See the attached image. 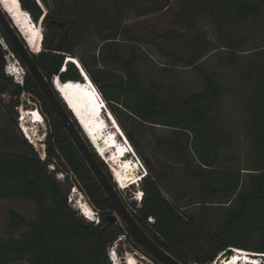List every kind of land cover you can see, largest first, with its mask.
<instances>
[{
  "label": "trees",
  "instance_id": "16d2710c",
  "mask_svg": "<svg viewBox=\"0 0 264 264\" xmlns=\"http://www.w3.org/2000/svg\"><path fill=\"white\" fill-rule=\"evenodd\" d=\"M41 1L48 6L47 0ZM164 1L169 4V0ZM20 2L35 22L41 21L45 29L53 28L51 35L44 33L43 50L33 54L48 80L52 82L57 75L63 81H83L77 65L66 63L68 55L77 58L143 158L148 168L147 175L141 180L143 199L139 207L132 202V211L150 236L186 264L196 259L200 264H210L223 253L230 256L232 248L264 254V52L254 50L253 58L243 70L244 78L256 85L255 93L246 102L250 111L249 136L254 165L247 169L248 187L243 189L244 168L236 167L235 158L220 165L227 132L211 111L221 95L222 85L215 71L200 69L199 59L206 57L199 53L201 48L188 61L199 71L203 87L187 96H178L172 90L162 95L161 85H143L136 70L135 65L141 58L137 45L142 42L154 44L170 57L183 56L179 42L184 41L177 31L125 24L131 10L139 15L150 14L161 10V6L153 7L141 0H55V8L44 11L37 0ZM179 2L176 20L185 23L187 28L194 27L200 12L206 10L219 30L223 46L231 51L229 62L239 66L241 54L234 49V44L241 41V28L250 20L262 24L264 0ZM91 28L100 42L98 55L94 54L88 62L75 55L74 48L89 44ZM0 35L19 61L4 33L0 31ZM201 35L198 32L195 40H202ZM6 52L0 43V97H7L10 126H18L15 108L21 105L22 93L28 92L40 102L48 130L44 140L45 158L28 137L18 138L7 131L1 135L0 132L7 148L0 149V201L21 198L32 200L38 206L32 218L10 210L7 234L0 233V264H112L108 248L123 235L157 264H163L139 243L121 220L112 222L109 219L115 213L113 205L33 77L25 71L24 83L20 84L5 73ZM107 63L119 68H110L105 65ZM114 103L125 107L143 122L173 129V140H168L167 144L182 162L186 175L198 180L205 201L207 196L220 195L225 202H236L226 210L215 229H207L205 221L198 225L192 215L185 217L165 196L160 184L167 178V171L155 172L151 161L143 156L133 135L125 128ZM69 113L80 128L72 112ZM91 148L113 181L108 166L93 146ZM189 152L191 157H188ZM50 165L54 168L50 169ZM59 172L65 173L64 181L57 178ZM72 187H78L98 210L99 223L86 220L71 205ZM120 194L127 202L121 191ZM150 217L154 222L149 221Z\"/></svg>",
  "mask_w": 264,
  "mask_h": 264
},
{
  "label": "rangeland",
  "instance_id": "374dc122",
  "mask_svg": "<svg viewBox=\"0 0 264 264\" xmlns=\"http://www.w3.org/2000/svg\"><path fill=\"white\" fill-rule=\"evenodd\" d=\"M37 1L44 11L55 8V0H47L48 6H46L40 0ZM141 2L153 7L161 6L162 9L150 14L146 13L141 15L129 10L130 13L128 12L129 14H127V19L125 22L126 26L143 25L157 30L173 29L182 35L184 41L179 42L181 46L180 53L183 55L179 58L170 57L152 43L142 42L141 44L137 45V52L140 54L141 58H139L135 67L141 75V81L143 85L149 87H152L153 84L161 85L163 89L161 93L162 95H164L166 91L172 90L178 96H187L194 91L200 90L203 87V79L196 67L194 65H190L188 60L195 56V53H197L196 50L198 48H201L199 53L206 57L199 59L200 69L215 71L218 74V81L222 85L221 95L214 109L211 111V115L218 120L219 124L227 132V140L221 150L220 165H226L229 163L230 158H235L237 161L236 167L244 168L243 189H247L249 177V171L247 169L252 168L254 162L251 160L252 145L249 136L250 111L246 107V102L249 97L255 93L256 85L244 78L243 70L246 68L249 59L253 58L251 56L254 50L260 49V51L264 52V5L262 24L257 21L250 20L241 28V41L239 40L234 44V49L241 54L239 59L240 62L239 66H234L229 62L231 51L229 48H225L223 46L224 42L219 35V30L211 21L206 10H202L200 12L196 26L187 28L185 23L178 22L176 20V13L180 8L179 0H169V4L167 5L164 0H141ZM39 22L41 24L43 34L47 33L48 35H51L53 28L51 29V27H48L45 29L44 24H42L41 21ZM198 32H201L202 34V40L200 41H197L194 38ZM89 36V44L87 46H77L74 48V54L78 57H84L88 62L92 60V56L94 54H97V48L99 47L100 42L99 37L94 34L92 28L90 29ZM0 38L2 39L1 35ZM5 58L6 65H10L9 69H11V67L16 69L20 68L19 70L21 72L22 65L9 49H7ZM13 63L16 64L14 65ZM105 65L110 68H119V66L111 63H107ZM25 71L26 70H24V72ZM5 73L11 76L6 72V70ZM24 75L25 74L19 76V78L22 79ZM12 78L16 82L13 76ZM2 96L3 97H0L1 135L3 133L5 134V131H7L12 132L13 135L17 136L18 138H21L22 136L28 137V134L22 129L20 122L22 109L34 108L37 110L38 107L40 113L44 116L40 109V102L30 96L28 92H23L21 95V105L15 108L18 126L11 127L6 108L7 97L6 95ZM115 106L125 128L133 135L136 144L139 146L143 156L151 161L155 168V172L158 173L161 170L164 171V169L167 171V178L160 184L165 196L185 217L192 215L196 219L198 225L205 221L207 229H215L219 222L223 219L226 210L229 207L234 206L236 202H225V200L220 195L207 196L205 201L200 194V185L198 180H193L186 175L182 162L177 158L175 151H173L172 148L167 144L168 140H173V129L159 124H149L143 122L139 118L133 116L129 111H127L125 107L121 106L120 104H115ZM105 120L110 126V130H114L112 135L114 136L117 134L115 129L112 128L114 124L111 122L109 123L106 118ZM43 136V147L40 148L39 143H37L35 146L38 147V150H40V153L44 156V140L46 136L45 134H43ZM117 139L120 143L123 142L120 136H118ZM30 141H32V139ZM0 149H7L5 142L1 138ZM191 155L192 154L189 152L188 157H191ZM138 156L140 158L138 161H141L139 163H142L148 171L143 158L139 154ZM129 157L132 158V155L129 154ZM102 160L104 161V159ZM104 162L108 166L113 176V181H115L116 178H114V174L111 169L112 165L107 163V161ZM142 164H140V166ZM49 168L53 169L54 166L50 165ZM141 170H139V172H142ZM57 178L61 181H64L66 179L65 173L59 172L57 174ZM116 184L118 186L121 185L119 180ZM74 188H76L77 191L83 193L78 187H72L69 194V202L79 212V214L82 215V212L84 211L82 208L77 206L76 202L79 192L75 193ZM119 190L127 200L130 208L134 209L132 202L136 203V207L141 205L142 200L140 201L136 199L137 195H140V192H143L141 181L139 184L130 185L123 189L119 188ZM82 195L89 205L94 208L86 195L84 193ZM11 209L20 212L27 218H32L36 214L38 206L32 200H25L21 198H9L1 200V234H7L6 225ZM232 250L234 253H236L238 248H232ZM111 251H116L117 253V257H113L116 261L115 264H118L119 261H123V259L129 257V255L134 256L139 264H157L150 256H147L142 250L136 247L133 242H130L126 236L118 238L116 242L109 246V259L111 256ZM223 254L224 258H220L221 255H219L210 264H221L222 260L229 257L232 259L233 253L230 256H227V253ZM116 258H118L119 261L116 260ZM188 262L189 264H196L194 260H189Z\"/></svg>",
  "mask_w": 264,
  "mask_h": 264
},
{
  "label": "bare ground",
  "instance_id": "6f19581e",
  "mask_svg": "<svg viewBox=\"0 0 264 264\" xmlns=\"http://www.w3.org/2000/svg\"><path fill=\"white\" fill-rule=\"evenodd\" d=\"M0 1L4 10L10 15V17L14 21L15 26L25 37L28 47L35 54L40 53L43 50L44 38L40 22H35L33 20L32 16L28 14L26 10H24V8L22 7L20 0ZM68 62H76L79 66L82 67L80 61L74 56L68 55L66 63ZM11 68V74L19 73L16 68ZM65 69L66 67H64L63 71H65ZM83 71L85 72L84 68ZM55 82L58 90H60V92L62 93V97L64 98V100H66L68 106H70V109L72 110V112H74L76 118L81 123L84 133L86 134L91 144L94 146L96 152L99 154L100 157L102 156L101 158H104L107 163L112 165L111 169L114 174V178H116L115 182L117 183V180H119V182L121 183V185H117L118 188L122 189L127 188L130 185L139 184V182L142 180L140 178L142 172H139L141 166L138 160H140V158L136 150L132 146L131 142L129 141L128 137L119 125L117 119L112 114V112L109 110V113L112 118L110 120L104 110L102 112L99 111L98 98L95 97H98V94H100V92L98 91V88H96L95 84H92L94 87L93 95L90 90V86L83 85L82 83H80L81 81H70L67 83H63L59 80V78H56ZM105 118L109 121V123H113V121L116 122L117 125H113L112 127L117 132V134H115L114 136L112 135L114 133V130H110V126L108 125ZM20 121L22 129L32 139V143L34 145L39 143L40 148H42V137L44 136L43 133L40 131V127L43 126L45 128L46 124L45 119L43 118L40 111L34 108H23L22 117L20 118ZM103 123L106 124L108 129V135L106 134L104 136H102L100 133V131L103 130L104 133L107 132V130L103 128ZM117 128L120 129V131H118ZM118 136H120L123 142H119V140L117 139ZM111 142L116 143V146L118 147V154L116 152L117 147L113 146ZM128 142L131 146L128 145ZM125 148L128 149V152L124 150ZM129 148L131 150H129ZM129 154L132 155V158L129 157ZM74 192L77 193L79 191L74 188ZM82 194L83 193L81 192L78 193L79 196L76 201L77 206L79 208H82L83 211L91 217V214H93L91 211L92 208L89 203L85 201ZM140 198L141 197H137L136 199L139 200ZM255 254L257 255L255 256ZM259 254L260 253H254L247 250L238 249L236 253L233 252L232 259H230V257L226 258L221 261V264H239L241 261H248L253 264H264V255H262L263 253L260 255ZM114 257H117V255ZM220 258H224V254L221 255ZM116 260H118V258H116ZM118 264L139 263L137 262V259L134 256L129 255V257L123 259V261H119Z\"/></svg>",
  "mask_w": 264,
  "mask_h": 264
},
{
  "label": "water",
  "instance_id": "95a60500",
  "mask_svg": "<svg viewBox=\"0 0 264 264\" xmlns=\"http://www.w3.org/2000/svg\"><path fill=\"white\" fill-rule=\"evenodd\" d=\"M26 12L29 14L28 11ZM15 27L16 26L14 24V21L12 20L10 15L4 10L0 1V31L4 33L9 43L16 51L18 55V59L23 63L25 70L30 73V75L37 83L41 93L43 94L49 105L52 107L53 111L55 112L62 126L65 128L67 134L69 135L72 142L78 149L80 155L86 162L87 166L89 167V169L91 170L97 181L99 182L100 186L102 187L103 191L105 192L107 198L113 205L115 209V213L110 215L109 219L112 222L121 220L124 223V225L127 227V229L139 241V243L154 258L158 259L163 264H186L180 261L175 256H173L162 246H160L156 242V240H154L150 236V234L143 228V226L135 217L132 208H130L129 204L124 200V198L120 194L119 188L114 185V182L109 178L106 171L102 167L100 161L97 159L94 150H92L91 148V146L93 145L91 144L90 141H89L90 143L87 142L86 140L87 136L84 133L81 123L76 118L74 112H72V110L70 109V106H68L66 100H64V98L62 97V93L60 92V90H58L55 82L56 78H59V80L63 83H67L70 81H78V80L63 81L59 76L57 77V75H54V77L52 78V82H50L46 77V75L40 69L33 55L35 53L28 47L25 37L20 32V30L16 27L18 30L17 31ZM18 32L21 34L25 42L23 41L22 37ZM64 67H66V65ZM64 67L62 68V70L64 69ZM77 67L79 68L81 75L83 76L84 79V82L83 81L81 82L79 81V82L85 86L87 85L90 86V89L93 88L92 85L93 82L88 76V74L83 71V68L81 66L77 65ZM69 111L72 112L73 116L77 120L81 129L74 122V119L70 115ZM113 124L115 126L117 125L115 121H113ZM47 130L48 128L46 127L45 128L43 126L40 127V131L43 134L47 133ZM118 131H120V129H118ZM128 145L131 146L129 142ZM256 255L257 254H255V256ZM195 263L200 264L198 259L195 260Z\"/></svg>",
  "mask_w": 264,
  "mask_h": 264
},
{
  "label": "built area",
  "instance_id": "2783aa9c",
  "mask_svg": "<svg viewBox=\"0 0 264 264\" xmlns=\"http://www.w3.org/2000/svg\"><path fill=\"white\" fill-rule=\"evenodd\" d=\"M0 43L3 45V47L7 50V49H9V47H8V45L6 44V42H5V40H4V38H0ZM10 50V49H9ZM11 51V50H10ZM11 53H12V51H11ZM13 54V53H12ZM14 55V54H13ZM12 69V68H11ZM11 69H9V67L7 68V73H10L11 72ZM18 81H20V83L21 84H23L24 83V78H22V79H20V78H18ZM30 96H32L31 94H29ZM33 97V96H32ZM37 109H38V107H37ZM39 110V109H38ZM43 116V115H42ZM22 117V116H21ZM43 118L45 119V117L43 116ZM46 120V119H45ZM21 122V121H20ZM45 124H46V128H47V121L45 122ZM25 132V131H24ZM46 134L47 133H45V136H46ZM28 138H29V140H31V138L28 136ZM32 142V141H31ZM41 156H42V158H45V156H46V154H45V148H44V156L41 154ZM141 162V161H140ZM140 164H142V163H140ZM142 167H143V169H144V172H146L147 173V169L145 168V166L142 164ZM87 215V217L88 218H86L88 221H90V222H93L94 224H97V223H99L100 222V215H99V213H98V210L96 209V208H93V216L92 217H90L88 214H86ZM149 221L150 222H154V219L153 218H149ZM123 236H125V235H123ZM122 237V236H121ZM120 238V237H119ZM116 251H111V253H110V259H111V262H112V264L114 263H116V261L114 260V253H115Z\"/></svg>",
  "mask_w": 264,
  "mask_h": 264
},
{
  "label": "clouds",
  "instance_id": "9594fccd",
  "mask_svg": "<svg viewBox=\"0 0 264 264\" xmlns=\"http://www.w3.org/2000/svg\"><path fill=\"white\" fill-rule=\"evenodd\" d=\"M14 65L16 64V63H13ZM77 64V63H76ZM78 65V64H77ZM8 67H10V65L9 64H7L6 65V67H5V70H6V72H8L7 71V68ZM18 69V74H11V73H8V74H10L11 76H13L14 78H15V80H16V82H19L20 83V81H18V78H19V76H21V75H23V74H25V72H24V70H23V67L21 68V72H20V68H17ZM22 78H24V77H22ZM21 84V83H20ZM102 97V96H101ZM98 100H100L99 98H98ZM106 103V102H105ZM104 110V112L106 113V111H105V109H103ZM140 170H141V168H140ZM142 171V175L144 174L145 176L147 175V173L146 172H144V169L143 170H141ZM123 189V188H122ZM141 196V195H140ZM142 199H143V197H142ZM142 199H139L140 201L142 200ZM92 208V207H91ZM92 213H93V208H92ZM87 213H85V212H82V215L84 216V217H87V215H86ZM90 216V215H89ZM93 215L91 214V217H92ZM117 255V253L115 252L114 253V256H116Z\"/></svg>",
  "mask_w": 264,
  "mask_h": 264
}]
</instances>
